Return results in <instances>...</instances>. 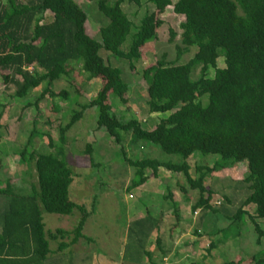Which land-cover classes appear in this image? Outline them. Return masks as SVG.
<instances>
[{
    "label": "trees",
    "instance_id": "16d2710c",
    "mask_svg": "<svg viewBox=\"0 0 264 264\" xmlns=\"http://www.w3.org/2000/svg\"><path fill=\"white\" fill-rule=\"evenodd\" d=\"M124 1L138 4L137 0H96L97 12L105 19L96 41L86 34V15L73 0H0V78L4 87H13L12 98H24L29 91L43 86L34 97V108L47 95L66 101L67 91L54 93L52 85L70 75L72 63L79 64L87 82L103 80L95 97L79 105L59 127L56 144L49 135L40 134L46 137L52 152H27L30 139L37 134L30 132L17 154L30 175L27 186L11 190L7 188L8 180L0 178V201H4L0 210V264H43L51 253L61 252L78 240H89L82 230L94 213L95 197L89 208L69 199L73 173L63 155L66 132L91 107L97 109L95 130L102 129L107 134L118 150L119 160L133 170L128 190L145 182L146 170L151 176L160 170L181 175L187 186L197 192L192 212L199 210L200 224L207 214L214 215L223 206L218 209L209 205L214 192L204 187V180L217 169H230L244 162L243 177L233 184L241 185L246 194L233 213H219L220 218L229 221L227 228L235 225L239 230L247 215L256 235L255 243L259 244L263 233L256 220L264 221V0H145L157 7L169 5L175 15L182 17L179 45L174 46L175 61L167 62L161 55L153 65L141 70L148 113H169L150 130L134 118L123 120L112 114L106 103L108 95L121 98L127 86L120 69L104 62L98 52L103 50L126 61L133 71L134 63L141 58V48L153 40L161 24L154 13L143 14L127 48L121 50L132 25L121 9ZM46 12L51 14V20L43 23ZM168 34L171 42L174 33L169 30ZM190 49H195L191 58L176 63ZM220 55L224 66L217 69L215 61ZM204 96L202 105L199 100ZM124 136L130 147L145 142L164 154L180 156L182 162L131 159L123 146ZM90 149L86 145L92 165ZM196 153L215 155L218 160L208 167L195 165L192 177L186 160ZM164 198L176 211L170 192ZM223 200L229 203L225 195ZM249 205L253 207L251 214L243 209ZM74 212L78 216L71 229H44L42 214L70 216ZM147 221L149 218L144 216L127 228L136 239L130 250L136 260L147 254L143 247L149 234L145 229ZM227 228H212L210 234L229 231ZM58 240L50 250L49 243ZM219 240L211 242L209 249L216 247ZM207 252L200 254L203 261ZM251 261L264 264V248L254 253Z\"/></svg>",
    "mask_w": 264,
    "mask_h": 264
},
{
    "label": "rangeland",
    "instance_id": "374dc122",
    "mask_svg": "<svg viewBox=\"0 0 264 264\" xmlns=\"http://www.w3.org/2000/svg\"><path fill=\"white\" fill-rule=\"evenodd\" d=\"M73 1L86 15V34L99 41L98 28L105 23V19L101 18L97 12L96 0ZM137 1L138 4L126 1L121 4L122 11L132 23L128 35L120 46L121 50L127 48L130 37L135 32L143 14L154 13L161 24L156 28L153 40L146 42L141 48V58L134 63L133 71L129 70L126 61L117 60L103 50H100L98 55L111 67L120 69L121 78L127 86L121 98L107 96L106 103L110 107V112L123 120L134 118L142 122V127L145 130H150L159 119L165 118L169 113H148L145 104L146 82L141 77V70L153 65L161 55L167 62L175 61L174 46L179 45V23L182 17L175 15L169 5L157 7L146 3L145 0ZM50 20L51 14L46 12L43 23H48ZM169 30L174 33L171 42L168 41ZM194 51L190 49L176 63L187 62ZM223 66V58L220 55L215 61V67L221 69ZM71 67L72 72L68 77H61L52 85L54 93H58L60 90L67 91L66 101L47 95L39 100L36 108L32 105L33 100L43 86L29 91L24 98L15 99L12 98L13 87L11 85L4 87L0 78V178L8 180V189L15 190V187L27 186L29 183L30 175L27 174V168L18 160L17 154L28 140L30 132L33 130L37 134L30 139V144L26 147L27 152L34 151L40 154L52 152L46 145V137H40V134L49 135L53 143L56 144L59 127L68 121L72 111L79 109V105L91 101L103 85L101 78L87 82L79 64L72 63ZM0 73L3 74L2 71ZM196 74L197 72L194 71V78ZM208 75H212L211 70ZM199 101L203 105L206 97H202ZM96 115V107L87 108L81 118L66 132L63 155V160L73 173L72 182L68 188L69 199L89 208L92 196L95 197L94 213L88 217L82 230L83 235L89 240H78L75 247L72 245L61 252L51 253L48 256L49 261L45 260L43 264H130L126 260L130 256L131 247L136 242V239L131 237L127 230L130 207L137 206L141 213L149 210V204L155 205L154 210H159V205L163 206V210H171V201L164 198L167 191L171 193L172 190L174 191V199L177 196L178 201L176 204L174 203L175 209L178 206L181 207L182 203L183 215L188 213L191 215L197 192L187 186L181 175L166 173L172 178L168 182L165 181L166 185L161 186V192L157 195L148 197L146 194L149 190L153 192L157 181H153L152 189L147 186L141 190L135 188L128 190L133 170L119 160L118 150L107 134L102 129L95 130ZM127 141L128 137L124 136L123 146L126 155L131 159L152 158L173 164L182 162L180 156L164 154L148 143L143 142L130 147ZM86 145L91 148L92 165H90L89 157L85 151ZM215 160H218L215 155L193 154L186 160L190 167L189 174L192 177L195 175V165L208 167ZM245 169V163L241 162L230 169H217L215 174L212 173L204 180V187L212 189L214 192L209 201L210 206L218 208L223 205L221 209L218 208L219 212L221 210L231 214L235 211L246 191L241 185H234L233 181L240 180ZM145 173L147 175L149 171L146 170ZM224 195L229 203L223 200ZM3 202V200L0 201V210L4 208ZM243 209L251 214L253 207L249 205ZM198 211L195 209V218L200 214ZM219 212L214 215L207 214V218L203 219L205 220V226L203 229L201 228L203 232H208L211 228L215 230L227 228L229 221L220 218ZM77 216L76 212L70 216L44 213L42 214L44 229L46 231L54 228L69 230L74 226ZM243 221L244 224L240 226V230L232 225L227 228L229 231L218 232L217 235L210 234L208 241L207 238H202L201 251H208L204 261L201 257L183 258L180 260V264H252V255L264 248V221L256 220L263 233L258 245L255 243L256 235L247 215L243 217ZM192 223L191 225L195 226L196 219ZM233 235L235 238H231ZM217 239H220L217 246L209 249L210 243ZM57 242L59 240L49 243L50 250L57 245ZM146 245L145 242L144 249Z\"/></svg>",
    "mask_w": 264,
    "mask_h": 264
},
{
    "label": "crops",
    "instance_id": "0c3cea01",
    "mask_svg": "<svg viewBox=\"0 0 264 264\" xmlns=\"http://www.w3.org/2000/svg\"><path fill=\"white\" fill-rule=\"evenodd\" d=\"M157 173L158 174H156L155 176H151L150 173H147L148 177L145 182L135 189L141 190L147 186L149 187V189H152L154 187L151 186L153 181H157V186L153 189V192H150L151 190H149L148 193H146L148 194V197L157 195L159 192H161V186L166 185V182H168L169 179L172 178L171 175H166V173H168L166 171L160 170ZM170 194L173 202L176 204L178 199L177 196L176 199H174V191L172 190V193L170 192ZM148 207L149 210L145 213H141L140 209H138L137 206L130 207V216L127 224L129 225V223L147 216L149 218V221L146 222L145 229L149 231V234L146 237L147 245L145 246L144 251L147 254H144V259L136 260L134 257L130 256V258H127V262H130V264H180V260H182L183 258L193 259L196 257H200V253H202L201 240L205 237L208 241L209 235L212 232V228L208 232H203V230H201V228L203 229V227L205 226V220H202L201 224L198 223L197 218H195L193 214V212L195 213V211H191V215H189V213L183 215L184 207H182V203L181 207L178 206V208H176V211L174 212L172 210V206L171 210H163V206L161 205L158 206L160 207L159 210L153 209L155 205L149 204ZM173 215L174 217H172ZM205 218H207V216ZM194 219H196L197 221V224L195 226L191 225L193 224L192 222ZM76 244L77 242L73 244V246L75 247ZM73 253H75V251H73ZM48 258L49 257H47L46 260L49 261ZM50 260L52 259L50 258Z\"/></svg>",
    "mask_w": 264,
    "mask_h": 264
},
{
    "label": "built area",
    "instance_id": "2783aa9c",
    "mask_svg": "<svg viewBox=\"0 0 264 264\" xmlns=\"http://www.w3.org/2000/svg\"><path fill=\"white\" fill-rule=\"evenodd\" d=\"M130 197V196H129ZM193 214L195 215L196 213L193 212Z\"/></svg>",
    "mask_w": 264,
    "mask_h": 264
}]
</instances>
